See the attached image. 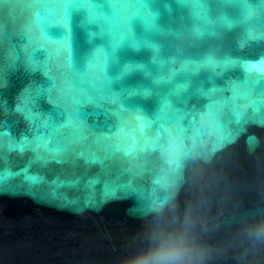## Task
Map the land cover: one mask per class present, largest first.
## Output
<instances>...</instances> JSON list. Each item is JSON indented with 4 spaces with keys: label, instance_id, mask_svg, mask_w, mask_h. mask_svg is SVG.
<instances>
[{
    "label": "water",
    "instance_id": "95a60500",
    "mask_svg": "<svg viewBox=\"0 0 264 264\" xmlns=\"http://www.w3.org/2000/svg\"><path fill=\"white\" fill-rule=\"evenodd\" d=\"M0 83V264H264V0H7Z\"/></svg>",
    "mask_w": 264,
    "mask_h": 264
},
{
    "label": "clouds",
    "instance_id": "9594fccd",
    "mask_svg": "<svg viewBox=\"0 0 264 264\" xmlns=\"http://www.w3.org/2000/svg\"><path fill=\"white\" fill-rule=\"evenodd\" d=\"M264 230V225H258ZM189 259L188 251L182 239L160 237L146 250L128 256L124 264H185Z\"/></svg>",
    "mask_w": 264,
    "mask_h": 264
},
{
    "label": "snow or ice",
    "instance_id": "6c2138e0",
    "mask_svg": "<svg viewBox=\"0 0 264 264\" xmlns=\"http://www.w3.org/2000/svg\"><path fill=\"white\" fill-rule=\"evenodd\" d=\"M4 3H7V0H0V4ZM4 87H6V85L0 83V91H3ZM14 111L20 116L21 120H23L25 123L32 120L31 116L25 115V113L17 111L15 105ZM5 115L6 113L3 112L2 105H0V136H8L10 138L15 137L18 141L21 142L22 146L23 142L28 136V129H19L17 125L20 123V120L4 119L3 116Z\"/></svg>",
    "mask_w": 264,
    "mask_h": 264
}]
</instances>
